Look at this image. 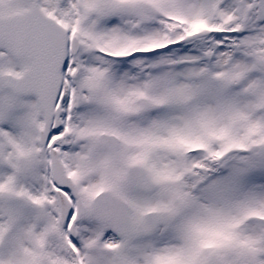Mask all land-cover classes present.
<instances>
[{
    "label": "snow or ice",
    "instance_id": "6c2138e0",
    "mask_svg": "<svg viewBox=\"0 0 264 264\" xmlns=\"http://www.w3.org/2000/svg\"><path fill=\"white\" fill-rule=\"evenodd\" d=\"M0 264H264V0H0Z\"/></svg>",
    "mask_w": 264,
    "mask_h": 264
}]
</instances>
